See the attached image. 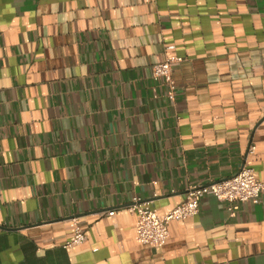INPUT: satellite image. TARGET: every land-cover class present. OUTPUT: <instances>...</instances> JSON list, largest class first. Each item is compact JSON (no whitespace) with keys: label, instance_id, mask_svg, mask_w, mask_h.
Returning <instances> with one entry per match:
<instances>
[{"label":"crops","instance_id":"obj_1","mask_svg":"<svg viewBox=\"0 0 264 264\" xmlns=\"http://www.w3.org/2000/svg\"><path fill=\"white\" fill-rule=\"evenodd\" d=\"M244 165L264 183V0H0V264H264V190L162 248L128 210Z\"/></svg>","mask_w":264,"mask_h":264},{"label":"built area","instance_id":"obj_2","mask_svg":"<svg viewBox=\"0 0 264 264\" xmlns=\"http://www.w3.org/2000/svg\"><path fill=\"white\" fill-rule=\"evenodd\" d=\"M174 60H167L153 67V78L163 80L169 88V97L173 100L176 94V84L173 78ZM255 146L249 152L255 151ZM264 190V183L257 178L255 170L244 165L233 176L220 180L211 181L207 184L193 186L189 189V197L186 201L171 210L165 217H160L153 208L151 202L135 198L134 203L128 207L132 214L138 218V239L140 242L155 247H164L170 237L169 224L173 220H184L195 217L200 211V198L205 195H214L220 201L233 203L236 201L247 202L258 198ZM113 214V212H110ZM75 221V235L67 246H75L84 243L86 233Z\"/></svg>","mask_w":264,"mask_h":264}]
</instances>
